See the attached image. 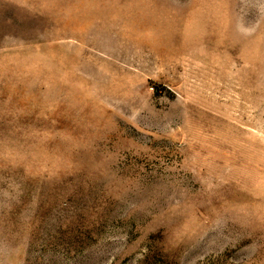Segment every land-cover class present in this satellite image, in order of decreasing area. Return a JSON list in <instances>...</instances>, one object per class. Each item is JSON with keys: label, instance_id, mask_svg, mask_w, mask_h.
Listing matches in <instances>:
<instances>
[{"label": "rangeland", "instance_id": "374dc122", "mask_svg": "<svg viewBox=\"0 0 264 264\" xmlns=\"http://www.w3.org/2000/svg\"><path fill=\"white\" fill-rule=\"evenodd\" d=\"M0 264H264V0H0Z\"/></svg>", "mask_w": 264, "mask_h": 264}]
</instances>
